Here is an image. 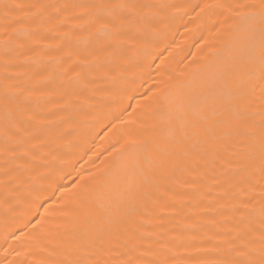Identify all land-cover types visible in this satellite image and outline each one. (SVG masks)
<instances>
[{"label": "bare ground", "instance_id": "1", "mask_svg": "<svg viewBox=\"0 0 264 264\" xmlns=\"http://www.w3.org/2000/svg\"><path fill=\"white\" fill-rule=\"evenodd\" d=\"M262 28V0H0V264H259Z\"/></svg>", "mask_w": 264, "mask_h": 264}, {"label": "snow or ice", "instance_id": "2", "mask_svg": "<svg viewBox=\"0 0 264 264\" xmlns=\"http://www.w3.org/2000/svg\"><path fill=\"white\" fill-rule=\"evenodd\" d=\"M262 8H264V0H262ZM261 47L262 49H264V28L261 29ZM261 65L262 70H264V55H262ZM248 264H256V262L249 261ZM259 264H264V250L261 251V259L259 261Z\"/></svg>", "mask_w": 264, "mask_h": 264}]
</instances>
